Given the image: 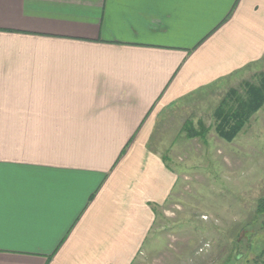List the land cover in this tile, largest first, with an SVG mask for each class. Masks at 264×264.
I'll return each instance as SVG.
<instances>
[{"label": "crops", "instance_id": "obj_1", "mask_svg": "<svg viewBox=\"0 0 264 264\" xmlns=\"http://www.w3.org/2000/svg\"><path fill=\"white\" fill-rule=\"evenodd\" d=\"M262 66L264 0H0V264L139 263L161 116Z\"/></svg>", "mask_w": 264, "mask_h": 264}, {"label": "rangeland", "instance_id": "obj_2", "mask_svg": "<svg viewBox=\"0 0 264 264\" xmlns=\"http://www.w3.org/2000/svg\"><path fill=\"white\" fill-rule=\"evenodd\" d=\"M220 89L164 112L152 145L179 174L158 212L146 254L137 264H264V107L231 143L215 132V112L231 89L259 84L264 66ZM190 124L208 130L189 139Z\"/></svg>", "mask_w": 264, "mask_h": 264}, {"label": "trees", "instance_id": "obj_3", "mask_svg": "<svg viewBox=\"0 0 264 264\" xmlns=\"http://www.w3.org/2000/svg\"><path fill=\"white\" fill-rule=\"evenodd\" d=\"M260 76L258 85L245 83V96L240 95L238 90L231 89L215 112V132L222 140L233 142L252 117L264 107V75ZM184 131L189 139L204 138L208 132L203 124L200 130L190 124ZM260 204L258 213L264 216V201ZM262 226L264 228V217Z\"/></svg>", "mask_w": 264, "mask_h": 264}]
</instances>
